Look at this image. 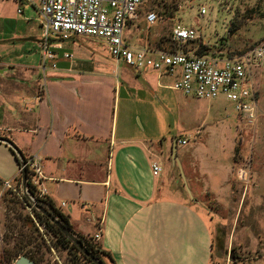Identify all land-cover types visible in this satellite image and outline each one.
I'll use <instances>...</instances> for the list:
<instances>
[{
    "label": "crops",
    "instance_id": "crops-1",
    "mask_svg": "<svg viewBox=\"0 0 264 264\" xmlns=\"http://www.w3.org/2000/svg\"><path fill=\"white\" fill-rule=\"evenodd\" d=\"M17 8L22 14L18 4L15 14ZM0 14H7L5 8ZM18 38L0 34V45L10 49ZM57 58L66 63L72 56ZM83 62L29 84L28 74L11 75L13 65L0 58V137L24 157H39L44 197L74 233L108 252L112 264H210L211 234L202 211L227 198L222 192H232L231 173L210 180L192 154L177 153V135L204 133L199 143L205 142L206 120L222 97L185 96L171 88L176 76L130 69L111 56L96 57L80 71ZM8 148L0 142L5 182L19 169ZM152 162L161 168L157 175ZM176 165L184 186L172 185Z\"/></svg>",
    "mask_w": 264,
    "mask_h": 264
},
{
    "label": "rangeland",
    "instance_id": "rangeland-1",
    "mask_svg": "<svg viewBox=\"0 0 264 264\" xmlns=\"http://www.w3.org/2000/svg\"><path fill=\"white\" fill-rule=\"evenodd\" d=\"M17 4L22 14H15ZM202 5L206 12L200 15L198 10ZM0 7L7 13L0 14L1 36L19 37L17 45L10 49L0 45V58L13 65L9 69L11 75L28 74L31 84L42 77L38 68L39 19L28 5L13 0H0ZM147 11H154L158 17L149 27L143 19ZM175 25H190L197 31L198 39L187 43L185 49L209 53L244 50L253 44H264V0H147L137 18L128 25V40L135 46H169V33ZM24 33L29 36L24 37ZM24 38L32 40H21ZM69 39L61 42L64 49L55 53L59 59L64 52L71 53L72 58L66 63L58 62L57 58L56 68L47 70L46 74L80 61L86 63L80 71L89 70L96 57L110 61L103 41L85 36ZM256 71L258 112L253 125L240 123L231 103L222 98L216 100L218 107L206 120L209 132L205 142L199 143L204 133L182 130L177 135L178 141H185L177 153L192 154L200 172L207 173L210 180L231 173L232 192H222L227 198L221 197L219 204L210 203L202 211L211 234L210 264H264V61ZM175 167L172 185L184 186L185 181L179 175L180 165ZM238 170L245 173L244 179L237 178ZM19 176L18 169L16 179L7 185L0 178V264H12L19 256L34 254L38 264H69L66 252L52 246L53 240L36 224L30 208L24 204ZM211 186L215 188L216 183L212 182ZM26 216L33 218L42 239L27 229Z\"/></svg>",
    "mask_w": 264,
    "mask_h": 264
},
{
    "label": "built area",
    "instance_id": "built-area-1",
    "mask_svg": "<svg viewBox=\"0 0 264 264\" xmlns=\"http://www.w3.org/2000/svg\"><path fill=\"white\" fill-rule=\"evenodd\" d=\"M31 7L38 19L40 38L39 68L44 82L48 69H54L56 50L61 42L80 36L103 41L112 58L122 61L135 70H152L159 75H174L171 88L185 96L201 100L219 97L231 103L244 126L253 125L257 118V98L254 74L264 61V44H253L244 50L230 53H198L194 48L185 49L187 43L198 39L192 26L175 25L169 33V46L161 48L135 46L125 37V31L138 16L139 9L147 0H15ZM199 14L206 12L204 5ZM21 11L16 9V13ZM146 27L157 20L154 11L143 16ZM55 39V40H53ZM63 59L71 57L63 53ZM44 91V84L39 92ZM184 145L185 141H179ZM37 155L25 157L29 170V184L33 187L31 199H42V172ZM152 175L160 173L156 162L150 165ZM237 178L244 179L245 173L237 171ZM8 182L5 183L7 185ZM99 235L93 237L96 240ZM90 240V239H89Z\"/></svg>",
    "mask_w": 264,
    "mask_h": 264
},
{
    "label": "trees",
    "instance_id": "trees-1",
    "mask_svg": "<svg viewBox=\"0 0 264 264\" xmlns=\"http://www.w3.org/2000/svg\"><path fill=\"white\" fill-rule=\"evenodd\" d=\"M198 53H202V50L197 51ZM9 151L14 155L13 151L8 148ZM15 157V155H14ZM16 158V157H15ZM25 176H26V192L30 196H34L33 194V187L29 184V170L27 167H25ZM14 177L12 180H15ZM20 182V176L18 178ZM21 183V182H20ZM22 200L24 204L30 208V212L32 217L36 220V224L39 225L41 228H43L44 232H46L47 236L51 238V244L54 247L60 248L61 250L66 252V255L68 256L69 264H93L88 258H86L83 254L79 252V250L66 238L64 237L59 229L51 223L47 217L42 215L40 212H38L30 203L29 201L22 195ZM35 202L39 204L40 206L46 208L47 210L52 211L53 216L62 224L64 225L70 232L74 233L68 223V219L65 215L61 214L59 211L55 209L53 204L45 197L42 199L34 198ZM30 216H26L25 225L27 229H29L31 232L35 233L36 235H39V237L42 239L41 234L38 232V229L36 225L33 222V218ZM76 237L82 242V245L85 247V249L91 253L95 258L99 259L103 264H112L111 258L109 256V253L101 249L97 244L93 243L91 240L84 238L81 235H78L74 233ZM5 251V250H4ZM28 259H30L33 264H38L39 260L34 255H28L26 256Z\"/></svg>",
    "mask_w": 264,
    "mask_h": 264
},
{
    "label": "water",
    "instance_id": "water-1",
    "mask_svg": "<svg viewBox=\"0 0 264 264\" xmlns=\"http://www.w3.org/2000/svg\"><path fill=\"white\" fill-rule=\"evenodd\" d=\"M0 142L6 144L15 154L18 166H19V175L20 182L22 187L23 196L29 201V203L42 215L47 217V219L53 223L60 231V233L66 237L86 258H88L93 264H103L99 259L95 258L91 253H89L85 247L82 245V242L76 237V235L70 232L64 225H62L54 216L52 211L47 210L46 208L40 206L31 199V196L26 192V174H25V157L18 150V148L8 139L0 137ZM176 143V141H175ZM12 264H33V262L25 256H19L12 261Z\"/></svg>",
    "mask_w": 264,
    "mask_h": 264
}]
</instances>
